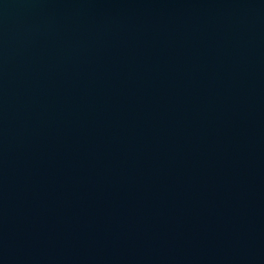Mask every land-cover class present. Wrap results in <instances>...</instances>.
<instances>
[{
  "label": "water",
  "instance_id": "obj_1",
  "mask_svg": "<svg viewBox=\"0 0 264 264\" xmlns=\"http://www.w3.org/2000/svg\"><path fill=\"white\" fill-rule=\"evenodd\" d=\"M0 264H264V0H0Z\"/></svg>",
  "mask_w": 264,
  "mask_h": 264
}]
</instances>
